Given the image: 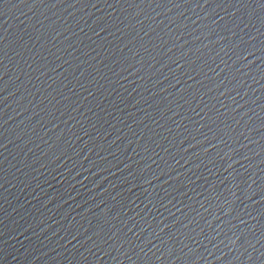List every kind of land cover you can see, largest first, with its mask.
<instances>
[{
    "label": "water",
    "instance_id": "obj_1",
    "mask_svg": "<svg viewBox=\"0 0 264 264\" xmlns=\"http://www.w3.org/2000/svg\"><path fill=\"white\" fill-rule=\"evenodd\" d=\"M0 264H264V0H0Z\"/></svg>",
    "mask_w": 264,
    "mask_h": 264
}]
</instances>
